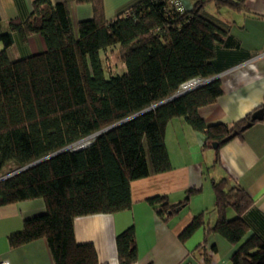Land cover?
<instances>
[{"label":"trees","instance_id":"obj_1","mask_svg":"<svg viewBox=\"0 0 264 264\" xmlns=\"http://www.w3.org/2000/svg\"><path fill=\"white\" fill-rule=\"evenodd\" d=\"M75 2L92 7V17L76 27L64 3L34 0L27 20H11L8 31L0 33V178L8 176L0 181V207L36 199L45 206L43 214L25 219L22 229L7 237L10 248L44 240L53 264H99L94 245L76 241L74 220L129 211L132 183L170 170L165 131L172 120L182 119L200 133L203 149L218 143L215 162L221 141L233 132L240 137L250 121L252 114L231 126L206 125L198 115L222 94L214 58L227 35L204 9L244 11L246 0H197L189 11L177 0H135L111 19L102 0ZM14 33L22 41L39 35L45 51L11 61L7 51ZM108 52L118 55L125 71L110 72L104 63ZM193 80L203 83L182 90ZM90 137L84 148L74 150ZM211 186L214 224L203 211L179 239L203 226L205 238L196 250L206 264L211 234L235 247L231 264H264V242L256 235L245 238L252 199L226 178ZM199 191L188 189L176 204L164 195L146 203L167 223ZM115 248L118 264L137 263L132 226L116 236Z\"/></svg>","mask_w":264,"mask_h":264},{"label":"crops","instance_id":"obj_2","mask_svg":"<svg viewBox=\"0 0 264 264\" xmlns=\"http://www.w3.org/2000/svg\"><path fill=\"white\" fill-rule=\"evenodd\" d=\"M34 0H0V33L8 31L9 21L28 19ZM64 3L70 11L74 27L81 20L92 17L90 4H77L75 0H50ZM181 8L189 11L197 0H177ZM104 15L113 18L135 0H102ZM244 11L213 5L205 14L223 28L226 38L216 49L214 66L220 79L222 94L209 106L199 108L198 115L206 125L232 124L243 120L264 105V0H246ZM7 55L11 61L43 53L46 49L42 37L32 35L22 41L17 33ZM2 45L0 44V50ZM165 143L170 159L169 171L151 175L131 185L132 207L129 211L111 215H93L74 220V233L78 243L94 245L99 264H118L116 236L132 226L136 235L138 261L136 264H206L196 248L205 238V229L199 227L185 241L179 239L181 231L193 216L207 211V223L214 224L216 214L211 182L226 178L230 186L243 188L253 201L246 214L248 233L264 242V114L240 137L233 138L219 149L215 162L214 149H203V136L194 132L182 119L172 120L165 131ZM200 190L167 223H163L146 203L148 198L164 195L176 204L185 192ZM45 211L41 199L0 207V256L10 264H53L44 240L10 248L7 237L22 229L25 219ZM232 217V213H228ZM244 238V239H245ZM215 247V252L210 249ZM208 264H231L230 255L235 248L217 234L207 237Z\"/></svg>","mask_w":264,"mask_h":264},{"label":"water","instance_id":"obj_3","mask_svg":"<svg viewBox=\"0 0 264 264\" xmlns=\"http://www.w3.org/2000/svg\"><path fill=\"white\" fill-rule=\"evenodd\" d=\"M214 78H217V76L214 77ZM214 78H212V79H210V80H213ZM210 80H207L206 82H209ZM179 94H180V93H179ZM179 94H177V95H175V96H173V97H171V98H168V99H166V100H164V101H162V102H160V103L154 105L153 107H150V108L147 109V110H144V111H142V112H140V113H138V114H136V115H133V116H131V117L125 119L124 121L129 120V119H131V118H134L135 116H138V115L142 114V113L145 112V111H148V110L153 109V108H155V107H157V106H159V105H161V104H163V103H165V102H168L169 100H172V99H174L175 97H177ZM263 114H264V110H263L262 108L259 109V110H257V111H255V112L251 115V117H250V121L247 122V123L241 128V131H244L245 129H247L248 127H250V126L252 125L253 122H255V121H261V120L263 119ZM124 121H122V122H124ZM120 123H121V122H120ZM120 123H117L116 125H118V124H120ZM116 125H113V126H116ZM113 126H112V127H113ZM109 128H111V127H109ZM109 128L103 130V132L106 131V130H108ZM101 132H102V131H101ZM98 134H99V133H98ZM95 135H97V134H95ZM236 135H237V132H233L231 135H229L228 137L224 138L221 142H222V143H227L228 141L232 140ZM92 137H94V136H92ZM92 137L86 139V141H83V143H81L80 145L76 146L74 150L84 148V147L88 144L87 141H88L89 139H91ZM211 146H212V149L215 150V149L218 147V143H212ZM66 150H68V148L63 149V150H61V151H58V152H56V153H54V154H52V155H49L48 157H45V158H43V159H41V160H39V161H36V162H34V163H32V164H30V165H28V166H26V167H24V168L18 170V171H16L15 173H18V172H20V171H22V170H25V169H27V168H29V167H31V166H33V165L39 163V162H42V161H44V160L50 158L51 156H53V155H55V154H58V153H60V152L66 151ZM15 173H13V174H15ZM7 177H8V176L0 178V181L3 180L4 178H7Z\"/></svg>","mask_w":264,"mask_h":264},{"label":"rangeland","instance_id":"obj_4","mask_svg":"<svg viewBox=\"0 0 264 264\" xmlns=\"http://www.w3.org/2000/svg\"><path fill=\"white\" fill-rule=\"evenodd\" d=\"M106 57V58H105ZM105 58V65L106 67L112 72L113 74L115 73H121L123 70L125 71L123 65L120 62V59L117 54L114 53H109L104 56Z\"/></svg>","mask_w":264,"mask_h":264},{"label":"built area","instance_id":"obj_5","mask_svg":"<svg viewBox=\"0 0 264 264\" xmlns=\"http://www.w3.org/2000/svg\"><path fill=\"white\" fill-rule=\"evenodd\" d=\"M202 83L203 82H201L199 80L190 81V82L186 83L182 87V90H188V89H191V88H195V87L199 86ZM0 264H10V263L4 257L0 256Z\"/></svg>","mask_w":264,"mask_h":264}]
</instances>
